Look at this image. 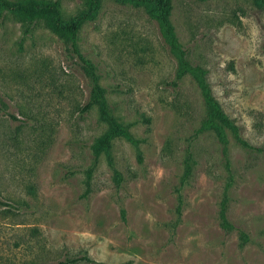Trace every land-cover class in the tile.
<instances>
[{
    "label": "rangeland",
    "instance_id": "obj_1",
    "mask_svg": "<svg viewBox=\"0 0 264 264\" xmlns=\"http://www.w3.org/2000/svg\"><path fill=\"white\" fill-rule=\"evenodd\" d=\"M46 1L65 20L87 12L86 0ZM88 15L79 51L137 143L111 142L118 184L104 155L86 180L105 130L97 107L81 111L89 79L43 22L1 12L0 264H264V11L253 0H171L186 62L252 146L226 132L224 152L201 129L199 81L176 77L145 11L98 0Z\"/></svg>",
    "mask_w": 264,
    "mask_h": 264
},
{
    "label": "trees",
    "instance_id": "obj_2",
    "mask_svg": "<svg viewBox=\"0 0 264 264\" xmlns=\"http://www.w3.org/2000/svg\"><path fill=\"white\" fill-rule=\"evenodd\" d=\"M134 6L142 8L146 15L155 22L161 41L166 46L168 53L176 61V77H181L186 73H191L199 81L202 90V98L206 107V116L201 124V129L211 132L216 141L224 148L227 144L226 132L231 133L235 141L242 147L252 148L245 140H243L237 132L228 116L222 111L218 102L213 98L211 92L203 78V72L198 68H192L185 60L184 50L177 42L173 27L169 20L171 11V0H123ZM210 1V0H198ZM255 6L264 11V0H253ZM98 0H86L87 12H81L76 16L65 20L63 19L57 1L46 0H21L15 3H9L6 0H0V13L7 11L15 17L25 20L28 23L40 21L45 24L47 29L62 39L68 46L70 53L76 58L81 65L83 73L89 79L90 92L89 100L82 107L81 111H87L91 106L97 107L100 121L105 125L104 132L99 135L90 146L92 155V163L85 170L86 180L89 179L91 171L100 155H104L108 167L113 172V179L116 184L120 180L119 173L112 166L110 156L111 142L115 138H122L132 145H136V140L129 132V126L123 125L116 121L109 113L105 99V91L100 87L95 73L94 66L90 61L85 59L78 47V30L81 24L89 17L88 13L95 11ZM10 119L13 117L10 115ZM187 167L185 172H187ZM176 213L179 214V207H176ZM219 223L222 229L230 228V224L226 219L225 206L222 202L219 209ZM239 245L243 246L247 237L243 232L238 233ZM80 261L91 262L86 257L64 259L56 264H76Z\"/></svg>",
    "mask_w": 264,
    "mask_h": 264
}]
</instances>
